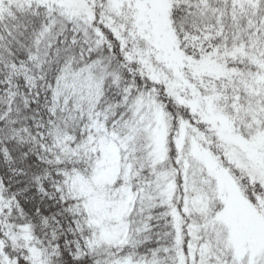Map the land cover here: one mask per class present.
<instances>
[{
	"label": "snow or ice",
	"instance_id": "snow-or-ice-1",
	"mask_svg": "<svg viewBox=\"0 0 264 264\" xmlns=\"http://www.w3.org/2000/svg\"><path fill=\"white\" fill-rule=\"evenodd\" d=\"M0 264H264V0H0Z\"/></svg>",
	"mask_w": 264,
	"mask_h": 264
}]
</instances>
